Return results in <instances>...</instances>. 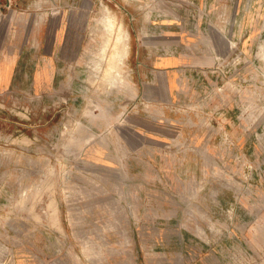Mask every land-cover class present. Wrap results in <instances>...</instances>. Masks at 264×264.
Masks as SVG:
<instances>
[{
  "label": "rangeland",
  "instance_id": "374dc122",
  "mask_svg": "<svg viewBox=\"0 0 264 264\" xmlns=\"http://www.w3.org/2000/svg\"><path fill=\"white\" fill-rule=\"evenodd\" d=\"M0 264H264V0H0Z\"/></svg>",
  "mask_w": 264,
  "mask_h": 264
},
{
  "label": "bare ground",
  "instance_id": "6f19581e",
  "mask_svg": "<svg viewBox=\"0 0 264 264\" xmlns=\"http://www.w3.org/2000/svg\"><path fill=\"white\" fill-rule=\"evenodd\" d=\"M105 18H106V20H107V25H108V28L110 29V31H111V35H112V33H114L115 31H116V29H115V19H114V16H112V15H105ZM104 27V26H103ZM111 38H113V43H111V45L109 46L108 45V47L107 48H105V49H108V48H110L112 51H110V49H109V53L107 54V56L108 55H110V61H108L107 63H106V69H105V73L108 75V77H111L110 79H111V81H113V80H115V81H119V79L120 78H118V77H116L115 75H112L111 74V72L113 71V67H114V64H115V61L116 62H118L117 60H119L120 59V61L121 60H123V56H118L119 57V59H118V57H117V48L119 47V42H120V40H121V35H117V34H115L114 35V37H110V39ZM108 42H110V41H108ZM106 47V46H105ZM106 54V53H105ZM114 57V58H113ZM109 60V59H108ZM121 63V62H120ZM117 71H118V69L116 70V74H118L117 73ZM98 73V72H97ZM106 80H108V79H106ZM110 81V82H111ZM107 84V83H106ZM111 84V83H110ZM108 89V88H107ZM72 144V143H71ZM74 145V144H73ZM76 145V144H75ZM117 163V162H116ZM90 165V164H89ZM36 191V190H35ZM50 198V197H49ZM55 199V198H54ZM52 200V199H51ZM50 201V200H49ZM55 201V200H54ZM52 202V201H51ZM54 204V203H53ZM51 209H53V208H51ZM54 219H56V218H54ZM53 219V220H54ZM56 221V220H55ZM98 226V225H97ZM97 234V233H96Z\"/></svg>",
  "mask_w": 264,
  "mask_h": 264
}]
</instances>
